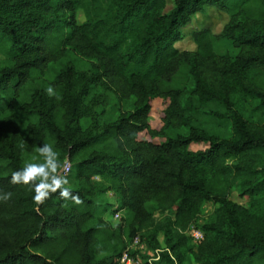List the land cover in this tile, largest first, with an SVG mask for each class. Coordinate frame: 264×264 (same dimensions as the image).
Segmentation results:
<instances>
[{
	"label": "trees",
	"instance_id": "1",
	"mask_svg": "<svg viewBox=\"0 0 264 264\" xmlns=\"http://www.w3.org/2000/svg\"><path fill=\"white\" fill-rule=\"evenodd\" d=\"M207 8L226 15L218 33L188 27ZM98 87L115 96L110 122L92 111ZM43 144L70 162L79 203L58 190L37 204L10 182ZM4 193L0 264H115L136 235L151 251L143 264H264V0H0Z\"/></svg>",
	"mask_w": 264,
	"mask_h": 264
},
{
	"label": "rangeland",
	"instance_id": "2",
	"mask_svg": "<svg viewBox=\"0 0 264 264\" xmlns=\"http://www.w3.org/2000/svg\"><path fill=\"white\" fill-rule=\"evenodd\" d=\"M167 1L170 4L172 0H167ZM225 21H226V15L214 10L213 8H207L204 10L203 13L197 14L196 17L193 19V21L188 25V27L189 28L190 27L198 28L200 26H209L212 28V30L215 33H218ZM174 46L175 47H184L185 46L186 48H192V44L190 41H186L184 43L183 40L176 42L174 44ZM214 47L218 53H230L231 55H234V53L236 51L231 46L230 42L227 40H214ZM186 72H187L186 68H181L176 73V75L173 77V81L171 82V85L175 86V87H181L185 82ZM96 95H97L99 103L95 104V106L92 108V111H94V114H97V113H99L100 107H102L103 113H104L103 120L107 121V122L112 121L117 116V104H116L115 96L109 90H106V89L100 88V87H98L96 89ZM97 106H99V107H97ZM152 108H153V110H152L153 112L150 115L149 120H150L151 126L155 127L158 124V112L162 108V105L159 104L158 101H154ZM199 117H200L202 124L204 126H206L207 128H209L211 131L219 134L222 137L228 136V134H229L228 123L218 122L215 118H212V117H210L204 113L199 114ZM91 121H92L91 117H85V118H82L80 120V124L82 125V127H86V126H89L91 124ZM177 132H178L177 130H169L168 131L169 135H171V136H174ZM54 151H56L58 154L57 159H58V162L60 165V167L57 170V174L65 177L67 173L64 174L62 172V167H63L64 162L67 161V159L63 157L64 154L61 153L60 151H58L56 149H54ZM43 159L44 158L39 157V156H31V157H29V159H27V162L42 163ZM105 197L109 202L113 201V196L111 194H106ZM231 199L238 202V203L246 204V199L240 198L237 195V193H233L231 195ZM211 209H212V205L210 203H206L202 217L206 213H208ZM110 217H111V215H109V218ZM110 220L112 223L118 222V219H115L114 217L110 218ZM197 222L200 223L201 219L199 218V220H197ZM191 228L195 229V230H199V228H197L194 225H192ZM144 255H151V251H149L148 253H146Z\"/></svg>",
	"mask_w": 264,
	"mask_h": 264
},
{
	"label": "clouds",
	"instance_id": "3",
	"mask_svg": "<svg viewBox=\"0 0 264 264\" xmlns=\"http://www.w3.org/2000/svg\"><path fill=\"white\" fill-rule=\"evenodd\" d=\"M49 96H55L54 88L49 85L45 89ZM39 154L44 158L42 163L25 162L24 166L12 172L11 183L29 185L34 192L32 199L37 204L43 203L50 193L59 190L60 197L71 199L75 203H79V197L73 195L69 187L65 185L68 181L65 177L58 175L57 170L60 167L57 152L54 151L50 144H43L39 147ZM10 193H4L0 199H8Z\"/></svg>",
	"mask_w": 264,
	"mask_h": 264
},
{
	"label": "built area",
	"instance_id": "4",
	"mask_svg": "<svg viewBox=\"0 0 264 264\" xmlns=\"http://www.w3.org/2000/svg\"><path fill=\"white\" fill-rule=\"evenodd\" d=\"M69 170L70 162L65 161L62 167V172L66 174ZM113 217L118 219L119 213H114ZM190 236L195 240H200L202 238V232L191 228ZM145 253H148L147 245L138 235H136L127 244L125 250L121 253L115 264H143L141 256ZM147 261L151 264L152 258H148Z\"/></svg>",
	"mask_w": 264,
	"mask_h": 264
}]
</instances>
